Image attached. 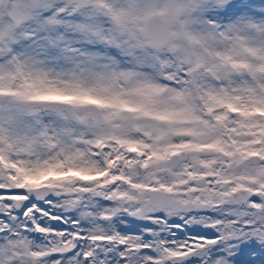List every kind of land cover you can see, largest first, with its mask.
<instances>
[{
	"label": "snow or ice",
	"instance_id": "6c2138e0",
	"mask_svg": "<svg viewBox=\"0 0 264 264\" xmlns=\"http://www.w3.org/2000/svg\"><path fill=\"white\" fill-rule=\"evenodd\" d=\"M0 264H264V0H0Z\"/></svg>",
	"mask_w": 264,
	"mask_h": 264
}]
</instances>
